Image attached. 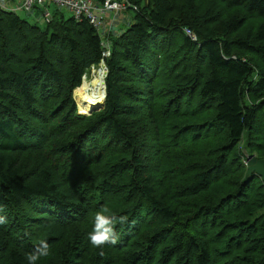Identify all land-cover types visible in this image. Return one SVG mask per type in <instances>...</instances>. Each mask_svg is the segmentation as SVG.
Instances as JSON below:
<instances>
[{"label": "trees", "instance_id": "trees-1", "mask_svg": "<svg viewBox=\"0 0 264 264\" xmlns=\"http://www.w3.org/2000/svg\"><path fill=\"white\" fill-rule=\"evenodd\" d=\"M200 1L214 0H130L134 22L110 36L107 97L91 116L73 92L102 63L95 28L60 9L45 29L0 9V232L15 246L11 264H28L43 221L94 224L106 205L128 217L109 245L127 250V264H264V180L222 188L244 172V140L264 152V25L235 38L244 19L218 21ZM218 1L264 20V0ZM144 109L152 157L136 124ZM81 241L58 249L59 264H115L85 256Z\"/></svg>", "mask_w": 264, "mask_h": 264}, {"label": "rangeland", "instance_id": "rangeland-1", "mask_svg": "<svg viewBox=\"0 0 264 264\" xmlns=\"http://www.w3.org/2000/svg\"><path fill=\"white\" fill-rule=\"evenodd\" d=\"M200 3L202 6L201 12L202 13H204L205 11L211 12L214 16L217 17L218 21H226V20L234 18V17L244 19L243 20V26H242L241 30L232 35L235 38L237 37V38L250 39L254 35L256 30L261 25H264L263 19L253 18L250 15H247L244 11H242L240 9H234V11L226 10L218 0L203 1V2L200 1ZM57 9L58 8L54 5H52L50 8L46 9V11H48L50 13V21L52 20L53 13H54L55 17L57 14H61L57 11ZM61 11L63 12V14L66 18L73 16L72 13L67 9H62ZM35 13H36V11H35ZM63 14H61V15H63ZM18 15L21 18L29 21L32 24H37L42 29H45L47 26V21L44 19L43 16H40V17L37 16L34 18L32 15H30L29 13H26V12H19ZM134 17H135V11H133V10H128L125 13L119 14L117 16V18L114 19V21H115L114 22L115 34L119 35L120 33L126 32L129 28V26L134 22ZM101 30L104 32L103 26L101 27ZM171 47L172 48H179V45L176 44V41H175ZM254 61H257V60L254 59ZM101 68H104L103 63H101L98 67H94L91 70L87 71L85 73L83 79H82L81 86L79 88L75 89L73 92V99L75 100L79 115H83V114H81L79 107H78L76 90L83 87L86 82L87 83L92 82L94 77H95V70H99ZM103 81H104V79H103ZM88 93L90 94L89 91H88ZM93 111H95V110H93ZM93 111L90 110V111L86 112L85 114H89V115H84V116H91L92 114L99 112V111H96V112H93ZM91 112H93V113H91ZM148 112L149 111L146 109H144L143 111H139V114L136 117V119H137L136 124H137L138 128L141 127L148 132V134H146V135H147V142H148L149 148L147 150H142L141 153L146 154V155L151 154V156H149V157H152V155L154 154V151L152 148V147H154V142L152 141L151 136H150L151 127L149 126V120L147 119ZM260 127H262L261 124H260ZM257 139H259V140H257ZM257 139L254 140L256 143H259V144L263 143L262 137H259ZM244 144H245V140L240 144L239 148L237 150H235V152L237 151V152L242 153L241 161H242L243 166H244V172L240 175L231 176L230 179L228 180V183L226 185H222V188L225 190V192L235 191L234 189H235L236 183L241 181L245 175H248L249 166L247 163L248 162L247 155L245 154V151L246 152H248V151L245 150L246 148H245ZM150 147H151V149H150ZM248 153L250 155L256 156L257 158H260L264 155V152H251V153L248 152ZM259 179L262 181V178H259ZM202 196L203 197L204 196L205 197H212L215 202L217 201V197H215L214 193L211 190L202 194ZM262 213H264V210L259 212L258 215H262ZM78 216L79 215L74 216V222L73 223H63L61 221L57 222L55 220L56 219L55 217L52 218L51 220L43 221L44 223H42V224L44 225V228L46 230H48V232H46L42 235H39L38 239L41 240V239H44V237L50 236V237H53L54 242L49 245V251H50L49 256L42 257L37 262V264H59L58 249L60 247H65L68 244H74L75 241H78V239L79 240L82 239L81 245L83 247V252H84L85 256H87L88 252L98 251L100 253L101 252L103 253L102 256L110 255V256L114 257L115 258V264H127L123 260L124 254L127 250H121V251H120V249L116 250L115 248H112L109 245L104 246L103 248L93 247L90 244V241L88 239V234H89V232L92 231V228H93V224L90 221V220H92V217H90L88 219V221H86V218L85 219H83L82 217L78 218ZM37 229H38V227L36 226V224H33L31 226L32 233H33V230L37 232L38 231ZM10 241L11 240H9V236L0 232V264H11L8 260V253L15 246L13 245V242H10ZM31 252H33V249L30 250V253ZM24 253L26 256H27V254H29L27 252H24Z\"/></svg>", "mask_w": 264, "mask_h": 264}, {"label": "built area", "instance_id": "built-area-1", "mask_svg": "<svg viewBox=\"0 0 264 264\" xmlns=\"http://www.w3.org/2000/svg\"><path fill=\"white\" fill-rule=\"evenodd\" d=\"M20 2L17 9H9L5 0H0V9L17 12L22 11L34 16L35 11H39L44 19L50 21V13L46 11L52 5L58 9L69 10L74 19L81 21L86 19L99 33L104 47L102 63L105 65V59L111 56L110 36L114 32V19L121 13L128 10L137 11L138 7L130 0H13ZM114 16V17H113ZM113 18V19H112ZM103 26L104 32L101 30ZM188 35H192L186 30ZM84 77V76H83ZM83 79V78H82Z\"/></svg>", "mask_w": 264, "mask_h": 264}, {"label": "clouds", "instance_id": "clouds-1", "mask_svg": "<svg viewBox=\"0 0 264 264\" xmlns=\"http://www.w3.org/2000/svg\"><path fill=\"white\" fill-rule=\"evenodd\" d=\"M2 210V206H0V211ZM127 220V216L113 213L107 205L102 207L95 213L93 228L88 234L90 244L95 248L116 245L119 240V235L116 232V225L124 224ZM6 223V216L0 215V225ZM49 254L50 251L47 241L41 239L38 247L33 252L27 254L28 264H37L42 257H47ZM102 254L101 252V255Z\"/></svg>", "mask_w": 264, "mask_h": 264}, {"label": "bare ground", "instance_id": "bare-ground-1", "mask_svg": "<svg viewBox=\"0 0 264 264\" xmlns=\"http://www.w3.org/2000/svg\"><path fill=\"white\" fill-rule=\"evenodd\" d=\"M104 73V68H101L100 71L95 70L93 81L90 83L85 81L86 83L84 86L76 90L77 103L81 113L102 108L105 103V85L103 83V79L105 78Z\"/></svg>", "mask_w": 264, "mask_h": 264}, {"label": "water", "instance_id": "water-1", "mask_svg": "<svg viewBox=\"0 0 264 264\" xmlns=\"http://www.w3.org/2000/svg\"><path fill=\"white\" fill-rule=\"evenodd\" d=\"M100 70L101 69H99V71ZM104 71H105V73H104V76H105L104 85H105V100H106V97H107L106 78L108 76V68H107L106 64L104 65ZM103 107H104V104H103L102 108L96 109L93 112L100 111V110L103 109ZM93 112H91V113H93ZM81 114L89 115V114H85V113H81ZM247 160H248L247 163H248V166H249L248 175L251 176V175L255 174V175L260 176L264 180V159L260 160L254 155H248Z\"/></svg>", "mask_w": 264, "mask_h": 264}, {"label": "crops", "instance_id": "crops-1", "mask_svg": "<svg viewBox=\"0 0 264 264\" xmlns=\"http://www.w3.org/2000/svg\"><path fill=\"white\" fill-rule=\"evenodd\" d=\"M6 4H7V7L9 9H17L20 5V2H14L13 0H5ZM19 12H22V11H17L16 13L18 14ZM39 16L40 17V12L39 11H36V13L34 14V18ZM113 33H115V30L113 29Z\"/></svg>", "mask_w": 264, "mask_h": 264}]
</instances>
